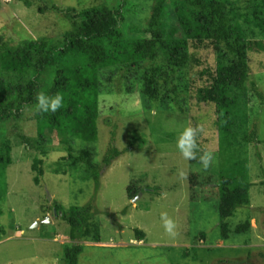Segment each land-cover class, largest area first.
<instances>
[{
  "label": "trees",
  "instance_id": "1",
  "mask_svg": "<svg viewBox=\"0 0 264 264\" xmlns=\"http://www.w3.org/2000/svg\"><path fill=\"white\" fill-rule=\"evenodd\" d=\"M131 2L133 5L121 0L114 7L82 10L60 8L74 28L57 39H0V187L6 188L13 150L9 130L1 125L12 118L22 120L26 108L36 110V98L42 92L62 94L64 106L55 113L36 110L38 135L18 133L21 143L46 155L54 149L50 132H59L61 149L67 154L55 171L71 172L96 184L122 154L111 146L103 160H98L102 113L112 114L122 106L119 102H127L124 109L129 106L135 111L131 106L134 96L150 112L177 108L186 113L184 105L198 99L213 109V127L207 129L206 123L197 127L202 129L200 150L191 161L202 165L200 155L210 150L205 148L210 140L207 135L216 131L222 167L208 172L206 179L199 178L198 172L191 174V199L197 201L204 194L201 191L206 199H218L223 240L232 239L233 234L247 235L252 229L248 149L264 143L258 124H254L264 106V94L252 80L254 57L264 60V0H140L144 8L135 0ZM52 6L42 5L39 10ZM167 10L176 15L170 16L171 25ZM254 97L260 101L255 107L251 104ZM106 122L111 123V117ZM111 131L115 138V130ZM33 167L35 181L42 184L45 171L39 159ZM207 184L212 189H203ZM128 193L135 197L136 186L131 185ZM93 211L90 203L66 210L57 205L56 213L70 225L73 241L65 249L66 264H79L84 250L81 241H102L98 225L91 224ZM242 212L243 220L235 224ZM140 233L142 241L145 235ZM202 236L205 238L204 233ZM257 250L264 258V248Z\"/></svg>",
  "mask_w": 264,
  "mask_h": 264
},
{
  "label": "rangeland",
  "instance_id": "2",
  "mask_svg": "<svg viewBox=\"0 0 264 264\" xmlns=\"http://www.w3.org/2000/svg\"><path fill=\"white\" fill-rule=\"evenodd\" d=\"M8 1L0 4V39L21 41L57 39L73 30L72 20L62 8L114 7L121 0H33L31 5ZM135 1L138 7H145L140 0ZM46 4L58 8L39 10V6ZM168 10L167 22L171 25L170 16L176 15ZM261 59L254 57L252 80L264 94V66H261L264 60ZM119 103L122 106L112 114L104 112L99 117L98 160H103L111 146H116L122 154L103 171L98 184L71 172L55 171L67 154L61 149L63 137L59 132H50L54 149L46 155L21 143L18 133L38 135L33 107L25 109L22 120L12 118L1 125L9 130L7 137L13 150L12 163L5 175L6 188L0 187V264H66L65 249L73 241L69 237L70 225L59 218L56 207L61 205L66 210L88 203L94 206L91 224L98 225L102 241H81L84 250L79 264H264V258L257 254V249L264 248V143H259V147L253 144L248 149L252 229L247 235L233 234L232 239L225 241L219 225L218 199H206L205 191H201L204 194L192 201L190 189L192 173L198 172L199 178L206 179L208 172L222 167L216 131L207 135L210 140L205 148L215 157L207 171L198 163L184 160L176 145L185 127L197 128L206 123V128H211L213 109L198 99H190L184 105L188 109L186 113L177 108L150 112L143 108L137 96L131 100V106L135 111L140 110L138 113L129 106L124 109L127 102ZM251 104L255 107L260 101L254 97ZM108 117L111 123L106 122ZM254 124H258L260 138L264 140L263 105ZM36 158L45 171L42 184L35 181ZM181 172L185 175L181 176ZM214 183L212 186H217ZM131 185L138 192L132 198L128 193ZM205 186L203 189H212L209 184ZM164 212L177 224L174 238L164 230L161 220ZM243 217L242 212L235 218V224ZM140 232L145 235L142 241Z\"/></svg>",
  "mask_w": 264,
  "mask_h": 264
},
{
  "label": "clouds",
  "instance_id": "3",
  "mask_svg": "<svg viewBox=\"0 0 264 264\" xmlns=\"http://www.w3.org/2000/svg\"><path fill=\"white\" fill-rule=\"evenodd\" d=\"M36 110L40 113H55L64 106V97L62 94L57 93L55 96H49L45 93H40L36 98ZM202 129L196 127H185L179 137L177 138V149L186 161L197 159V153L199 152L198 136ZM214 153L210 151L204 152L200 155L199 160L203 166V170L207 171L211 164L214 162ZM181 176L185 173L181 172ZM161 220L163 221V227L169 237L174 238L177 235V224L174 219L164 212L161 213Z\"/></svg>",
  "mask_w": 264,
  "mask_h": 264
}]
</instances>
